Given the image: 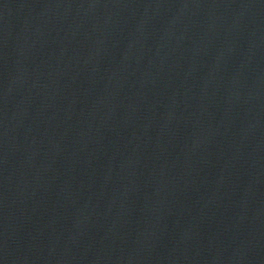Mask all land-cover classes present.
I'll use <instances>...</instances> for the list:
<instances>
[{
	"label": "water",
	"instance_id": "obj_1",
	"mask_svg": "<svg viewBox=\"0 0 264 264\" xmlns=\"http://www.w3.org/2000/svg\"><path fill=\"white\" fill-rule=\"evenodd\" d=\"M0 264H264V0H0Z\"/></svg>",
	"mask_w": 264,
	"mask_h": 264
}]
</instances>
